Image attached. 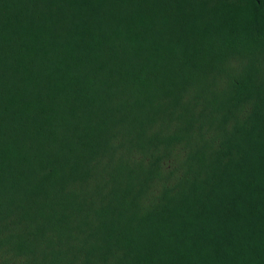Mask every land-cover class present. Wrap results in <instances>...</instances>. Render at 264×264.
Returning <instances> with one entry per match:
<instances>
[{
	"label": "trees",
	"instance_id": "trees-1",
	"mask_svg": "<svg viewBox=\"0 0 264 264\" xmlns=\"http://www.w3.org/2000/svg\"><path fill=\"white\" fill-rule=\"evenodd\" d=\"M0 264H264V0H0Z\"/></svg>",
	"mask_w": 264,
	"mask_h": 264
}]
</instances>
